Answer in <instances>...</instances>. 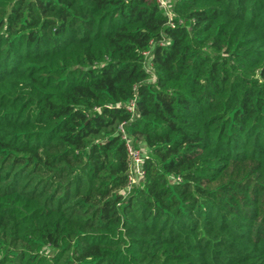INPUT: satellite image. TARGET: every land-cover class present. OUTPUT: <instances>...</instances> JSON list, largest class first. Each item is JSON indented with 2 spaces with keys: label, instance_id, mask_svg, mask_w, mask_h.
I'll list each match as a JSON object with an SVG mask.
<instances>
[{
  "label": "trees",
  "instance_id": "1",
  "mask_svg": "<svg viewBox=\"0 0 264 264\" xmlns=\"http://www.w3.org/2000/svg\"><path fill=\"white\" fill-rule=\"evenodd\" d=\"M164 1L0 0V264H264V0Z\"/></svg>",
  "mask_w": 264,
  "mask_h": 264
},
{
  "label": "built area",
  "instance_id": "2",
  "mask_svg": "<svg viewBox=\"0 0 264 264\" xmlns=\"http://www.w3.org/2000/svg\"><path fill=\"white\" fill-rule=\"evenodd\" d=\"M162 7L165 9L167 2L164 0H159ZM127 109L133 114L134 105L133 103L127 106ZM121 139L125 142V146L128 152L129 158V170H128V179H127V191L130 189V186L137 181L138 177H141L144 173L142 168V163L144 160L143 150L140 148L133 147L132 141L123 128V124L119 125Z\"/></svg>",
  "mask_w": 264,
  "mask_h": 264
},
{
  "label": "rangeland",
  "instance_id": "3",
  "mask_svg": "<svg viewBox=\"0 0 264 264\" xmlns=\"http://www.w3.org/2000/svg\"><path fill=\"white\" fill-rule=\"evenodd\" d=\"M127 150V149H126ZM128 153V152H127Z\"/></svg>",
  "mask_w": 264,
  "mask_h": 264
}]
</instances>
